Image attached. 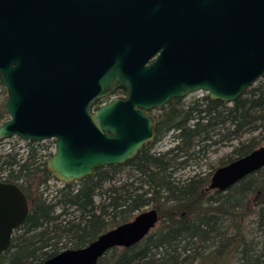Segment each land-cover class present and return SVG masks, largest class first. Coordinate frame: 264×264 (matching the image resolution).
Instances as JSON below:
<instances>
[{
	"label": "water",
	"instance_id": "water-1",
	"mask_svg": "<svg viewBox=\"0 0 264 264\" xmlns=\"http://www.w3.org/2000/svg\"><path fill=\"white\" fill-rule=\"evenodd\" d=\"M264 74V0H0V138L55 139L47 168L62 182L123 163L154 138L148 109L204 90L232 102ZM126 95L96 104L116 88ZM264 166V143L212 172L225 190ZM29 211L0 180V252ZM151 206L39 264H95L156 225Z\"/></svg>",
	"mask_w": 264,
	"mask_h": 264
},
{
	"label": "trees",
	"instance_id": "trees-1",
	"mask_svg": "<svg viewBox=\"0 0 264 264\" xmlns=\"http://www.w3.org/2000/svg\"><path fill=\"white\" fill-rule=\"evenodd\" d=\"M114 92L122 96L126 89ZM160 108L164 109L152 117L154 138L172 132V145L152 150L146 142L134 157L98 166L75 186L63 182L51 197L47 181L55 177L46 160L38 162L41 142L27 140L24 158L18 150L4 153L8 157L0 163V179L20 186L29 211L14 229L8 248L0 252V264H39L64 248L86 244L151 202L160 225L130 246L111 247L95 264H264V166L225 190H206L208 176L194 173L182 179L173 174L200 151L202 147L193 148L194 140L200 135L209 139L212 127H226L227 138L263 126L264 79L229 105L205 94L186 105ZM5 111L1 101L0 117ZM254 147L253 142H240L228 161ZM122 164L130 165L133 178L110 182ZM73 210L79 212L77 217L70 216Z\"/></svg>",
	"mask_w": 264,
	"mask_h": 264
},
{
	"label": "rangeland",
	"instance_id": "rangeland-1",
	"mask_svg": "<svg viewBox=\"0 0 264 264\" xmlns=\"http://www.w3.org/2000/svg\"><path fill=\"white\" fill-rule=\"evenodd\" d=\"M264 79L263 76L258 78L252 85L249 87L257 84L259 80ZM248 87V88H249ZM6 88L5 86L0 87V102L4 101L6 98ZM207 94L204 90H196L190 93L185 94L184 96H179L178 100H175L172 104L165 103L164 105L165 109L169 108L171 105H186L189 102H193L195 99H200L203 95ZM121 95L119 92H112L110 95L105 97V99L97 100L96 104H99L98 101L104 102L114 96ZM126 94H123L125 96ZM224 104L229 105L231 102L223 101ZM160 106L153 107L148 110V114L151 117L156 116L160 111H162L164 108H160ZM10 116L9 112L5 111L0 117V122L7 119ZM263 126H257L254 128H247L243 132L234 135L231 134L229 137L225 138L223 137V133L226 131V127L222 126H215L212 127L208 134L210 136L209 139H202V135L197 136L194 140L193 148L200 149V151L196 152L193 156L188 158L187 163L184 166L177 167L175 171L173 172L174 176L180 177L182 179L193 175L194 173L202 176H208L210 178L212 172L218 167L219 165H222L226 163L229 158L235 157V152L233 151L234 148L240 143V142H253L255 143V147L259 146L260 144L264 143V120ZM172 132H168L167 134L163 135L159 138H153L152 143L150 145V148L153 150H164L170 145L173 144V136ZM42 144L40 145L42 148L40 149V156L38 158V162H42L44 160L47 161V158L50 156V154L53 152L55 148V139L54 138H47L44 140L39 141ZM205 142L207 143L205 145ZM27 139H23L19 136L12 135L7 136L4 138H0V163L8 156L4 155V153L7 152H16L17 150L22 152L21 156L24 158L26 156V146ZM204 144V145H203ZM20 155L18 154L17 157ZM182 158V157H179ZM130 173H133L132 168L128 164H122L120 169L116 172L115 177L112 181L115 184H119L124 180H130L133 178V176H129ZM136 175V174H134ZM74 182V186L77 183V180L72 181ZM48 188L46 189V193L48 197H51L52 194L55 192L54 190L62 185V183L57 180L56 178L50 177L47 181ZM109 184V181L105 183V185ZM46 185H43L45 187ZM100 199V195H96V200ZM153 202L143 206L141 208H148L153 206ZM78 216L79 212L77 210H73L70 216ZM160 225V220L157 221L156 225L152 228L155 229ZM151 229V230H152ZM66 238H62V241ZM68 245V244H67Z\"/></svg>",
	"mask_w": 264,
	"mask_h": 264
},
{
	"label": "flooded vegetation",
	"instance_id": "flooded-vegetation-1",
	"mask_svg": "<svg viewBox=\"0 0 264 264\" xmlns=\"http://www.w3.org/2000/svg\"><path fill=\"white\" fill-rule=\"evenodd\" d=\"M116 89H117V88H116ZM116 89H115V90H116ZM115 90H114V91H115ZM107 96H108V95H107ZM107 96H105V97H107ZM105 97H103V98H101V99H99V100L105 99ZM119 97H123V95H122V96H119ZM98 103H100V102H98ZM148 110H149V109H148ZM148 110H147V113H148ZM150 117H151V116H150ZM151 118H152V117H151ZM152 120H153V118H152ZM153 121H154V120H153ZM154 123H155V121H154ZM155 133H156V132H155ZM154 137H155V136H154ZM152 140H153V138H152L151 140H149V141L152 143ZM149 141H146V142H149ZM146 142H145V143H146ZM145 143H144V144H145ZM0 180H1V179H0Z\"/></svg>",
	"mask_w": 264,
	"mask_h": 264
}]
</instances>
